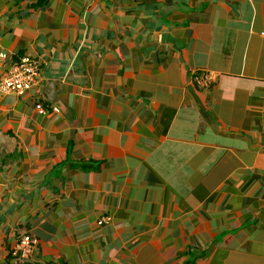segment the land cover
Segmentation results:
<instances>
[{"label":"crops","instance_id":"crops-1","mask_svg":"<svg viewBox=\"0 0 264 264\" xmlns=\"http://www.w3.org/2000/svg\"><path fill=\"white\" fill-rule=\"evenodd\" d=\"M0 53V264H264V0H0Z\"/></svg>","mask_w":264,"mask_h":264},{"label":"built area","instance_id":"built-area-1","mask_svg":"<svg viewBox=\"0 0 264 264\" xmlns=\"http://www.w3.org/2000/svg\"><path fill=\"white\" fill-rule=\"evenodd\" d=\"M0 57L5 58L6 55L0 53ZM38 71V61L24 56L11 67L0 84V90L8 94L23 95L37 82ZM213 80L210 73H205L199 77L198 83L201 87L207 88L213 83ZM37 109L41 113H45L46 110L42 104L37 105ZM37 242V238L29 233L23 237L18 246L12 249V257L17 264L30 262L36 251Z\"/></svg>","mask_w":264,"mask_h":264},{"label":"trees","instance_id":"trees-1","mask_svg":"<svg viewBox=\"0 0 264 264\" xmlns=\"http://www.w3.org/2000/svg\"><path fill=\"white\" fill-rule=\"evenodd\" d=\"M13 260H14V258H13ZM14 262H16V261L14 260Z\"/></svg>","mask_w":264,"mask_h":264}]
</instances>
